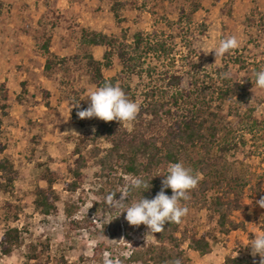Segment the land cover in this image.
<instances>
[{
    "label": "rangeland",
    "instance_id": "374dc122",
    "mask_svg": "<svg viewBox=\"0 0 264 264\" xmlns=\"http://www.w3.org/2000/svg\"><path fill=\"white\" fill-rule=\"evenodd\" d=\"M182 10L186 14L180 23ZM86 30L117 40L113 66L104 69L106 78L123 69L120 49L138 55L145 68L159 72L172 64L182 70V56L191 49L197 70L221 68L224 56L205 53L233 35L240 42L234 54L251 65L249 77L253 69H264V0H0V143L5 149L0 161L8 160L17 172L11 192L0 193V243L9 227L24 234L11 255L0 249V264H102L105 251L114 256L130 251V256L120 258L123 264H136L130 260L133 250L153 241L152 236L146 240L147 226L129 225L126 213L119 215L120 210L105 203L101 189L108 195L112 185L117 187L116 179L98 180V169L89 166L82 171L79 190H66L74 166L73 137L94 133L100 121L85 118L82 126L72 122L73 102L88 107L87 95L97 88L84 66L88 55L104 62L107 51L85 44ZM137 33L172 44L175 62L164 64L146 50L135 51ZM46 45L51 55L44 50ZM48 59L53 62L49 71ZM232 68V75L247 78L246 71ZM148 82L145 74L129 84L142 93ZM229 111L226 104L223 114ZM247 114L262 126L254 137L246 135V145L227 161L231 177H240L238 189L244 191L245 208L232 216L239 230L218 234L207 256L188 251L191 264H223L231 255H251L249 241L264 235V208L257 204L264 198V89L251 86L247 104L229 120L240 127ZM44 173L57 178L59 212L50 216L42 215L34 204L37 188H48ZM186 224L196 226L199 233L217 226L207 211L196 209L189 210Z\"/></svg>",
    "mask_w": 264,
    "mask_h": 264
},
{
    "label": "trees",
    "instance_id": "16d2710c",
    "mask_svg": "<svg viewBox=\"0 0 264 264\" xmlns=\"http://www.w3.org/2000/svg\"><path fill=\"white\" fill-rule=\"evenodd\" d=\"M185 14L182 10L180 23ZM83 40L87 45L107 48L104 62L88 55L90 61L84 66L92 83L97 87L106 82L119 84L129 99L139 103L140 112L129 126L120 125L117 121L100 120L95 123L94 133L73 137L74 166L70 169L72 179L67 183L66 190L76 193L84 179L82 171L93 166L98 169V180L107 178L109 183L111 179H116L117 187L111 186V192H117L115 198L119 195L117 188L125 184V177L132 175L142 177L150 184V188L146 191L143 188L132 191L125 202L130 204L141 196L151 200L162 188V175L167 174L168 165L182 161L194 173H201L202 178L198 186L189 192L190 199L181 203L189 210L207 211L210 220L217 223L215 230L199 233L196 226L184 225L185 217L179 224L166 222L163 232L153 234L152 242L144 241L136 246L130 260L136 264H170V261L179 258L182 264H191L188 251L201 256L209 255L213 249L212 242L218 240V234L228 235L239 230L232 216L245 208L242 198L244 191L238 189L240 177H231L228 156L245 146L246 135L254 137L262 125L248 114L244 115L247 120L240 127L239 123L235 125L229 118L236 116L235 113H239L247 104L255 73L261 68L253 69V75L249 77L251 65L232 50L224 55L221 68L197 70L199 67L194 63V52L191 49L186 56H182L185 62L182 70H177L172 64L159 72L155 67L145 68L140 62L144 59L138 55L129 54L127 49H120L123 69L117 76L106 78L104 69L113 66L112 57L117 40L87 30ZM134 41L135 51L146 50V54H153L158 62H175L172 59L174 47L168 41L154 40L145 33H137ZM188 44L186 42L185 46ZM44 50L51 55L47 45ZM52 64L51 59H48L46 70H51ZM233 66L246 71L247 78L240 80L232 75ZM225 73L229 75L225 76ZM145 74L149 82L146 83L145 90L139 93V89L133 88L129 81L133 77L143 78ZM6 98L4 96V101ZM77 104L79 107H74ZM226 104L230 107L227 116L223 114ZM86 108L78 100L73 102L74 124L82 126L83 119L77 116V112ZM242 119L244 118H240V121ZM4 151L0 143V154ZM46 174L44 173L43 180L48 188H37L34 204L42 215L50 216L59 212V196L54 189L56 176ZM16 177L17 172L10 162L1 160L0 193H10ZM101 190L106 197L107 190L104 187ZM164 191L166 195H172L170 188ZM8 206L14 208L12 204ZM23 235L19 228L9 227L0 243L1 253L11 255L21 245ZM259 262L258 255H231L223 264Z\"/></svg>",
    "mask_w": 264,
    "mask_h": 264
},
{
    "label": "clouds",
    "instance_id": "9594fccd",
    "mask_svg": "<svg viewBox=\"0 0 264 264\" xmlns=\"http://www.w3.org/2000/svg\"><path fill=\"white\" fill-rule=\"evenodd\" d=\"M239 43L236 36H229L221 39L217 47L204 53L208 54L214 51L215 58L223 57L226 53L238 48ZM224 75L228 76L229 74L225 73ZM253 87L264 89V69L255 73ZM87 98L90 99L89 106L77 112L80 119L95 117L104 122L117 121L120 125H131L140 112L139 103L129 99L119 84L113 85L106 82L103 86L90 91ZM74 107H79V104ZM162 176H164L162 188L151 200L141 196L130 204L125 203V199L130 197L132 191L141 188L146 191L150 188V184L145 182L142 177L132 175L125 177V184L119 191L121 193L119 200L115 199L117 192H111L105 197V203L109 207L120 210L119 215L126 213L125 219L129 225L138 227L143 224L147 226L149 232L146 234V240L149 236L154 237L155 233L163 232L166 222L176 224L182 222V219L188 215L189 209L181 201L190 199L189 192L198 186L202 178L201 173H194L193 169L186 167L182 161L170 163L167 167V174ZM167 188L172 190L171 196L165 194L164 189ZM257 204L264 208V198L257 201ZM247 246H250V254L253 257L257 255L260 257L259 264H264V235H254ZM130 254V251H123L114 256L112 252L105 251L102 264H123L120 256L128 257ZM170 264H182V260L176 258L170 261Z\"/></svg>",
    "mask_w": 264,
    "mask_h": 264
}]
</instances>
